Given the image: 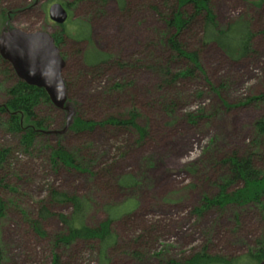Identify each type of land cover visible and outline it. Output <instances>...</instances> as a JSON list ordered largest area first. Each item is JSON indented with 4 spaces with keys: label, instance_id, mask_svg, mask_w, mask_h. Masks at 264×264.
Returning <instances> with one entry per match:
<instances>
[{
    "label": "rangeland",
    "instance_id": "obj_1",
    "mask_svg": "<svg viewBox=\"0 0 264 264\" xmlns=\"http://www.w3.org/2000/svg\"><path fill=\"white\" fill-rule=\"evenodd\" d=\"M52 3H72L65 30L76 39L90 36L96 51L112 56L101 68L87 70L83 63L87 41L62 37L60 49L65 58L63 73L70 84V101L79 104L83 117L95 120L135 108L149 133L137 144L136 137L127 133L99 130L76 136L63 132L64 146L77 148L88 159L93 156L98 160L96 168L90 170L92 174L99 172L93 178L90 174L53 170L47 152L26 155L15 139L0 129V145L12 147L10 164L0 169V198L7 200L5 215L0 219L3 264H51L53 254L61 255L53 248L54 236L63 229L56 215L69 214L71 210L69 206L48 205L50 189L87 196L91 200L92 225L106 218L107 205L118 206L128 200L138 203L129 217L112 223L119 243L108 251L109 264L183 262L203 245L209 246L210 254L228 259L245 254L255 237L264 232V222L256 210L229 206L200 216L192 210L203 196L217 192L222 171L213 169V164L233 152L244 154L251 126L264 113L261 107L237 105L246 97L264 92V36L260 34L264 8L257 11L245 0H212L220 26L241 15L252 18V29L257 33L254 54L233 63L214 45L203 47L200 57L206 77L219 94L212 93L203 79L199 85H184V93L201 87L202 97L195 94L189 102L183 99L169 114L158 105L162 101L157 102L161 92H156V74L140 65L137 68L123 64L142 60L141 51L150 54L152 62L162 56L163 49L156 46L161 18L152 7L165 10L173 4L172 0H125L124 10L116 0L103 4L90 0H0V11L14 12L9 29L52 35L62 29L48 18ZM79 21L89 28L78 25ZM185 39L189 49L196 48L195 36L187 35ZM139 44L146 48L141 49ZM0 81L4 82L0 88L1 103L5 100L4 88L13 80L0 74ZM115 83L125 84L124 90L109 95L108 89ZM222 102L235 107L227 108ZM198 113L202 115L197 124H190L187 115ZM44 116L51 119L53 131H61L59 112L46 109ZM48 140L53 145L56 136L51 135ZM126 174L139 185L131 190L115 188V178ZM40 203L53 213L40 220L44 238L31 227L32 221L39 220ZM127 206L131 207V203ZM95 246L75 244L64 253L62 264H100ZM133 251L138 255H131Z\"/></svg>",
    "mask_w": 264,
    "mask_h": 264
},
{
    "label": "trees",
    "instance_id": "obj_2",
    "mask_svg": "<svg viewBox=\"0 0 264 264\" xmlns=\"http://www.w3.org/2000/svg\"><path fill=\"white\" fill-rule=\"evenodd\" d=\"M89 1V0H88ZM99 4L106 3L108 0H90ZM120 9L126 7L125 0H116ZM251 8L259 11L264 8V0H245ZM165 10L160 6H153L152 10L161 18V27L157 33L156 46L163 49L162 56H157V62L149 60L150 54L141 51L142 60H136L123 64L125 67L140 65V68L147 71H153L158 81L156 83V92L159 93L157 102L163 107L165 113L171 114L173 108L184 100H191L195 94L198 98L203 95L201 87L197 91L182 90L184 85H199L203 81L208 85L212 93L218 95L219 92L209 83L205 70L203 68L200 52L203 47L214 45L231 62L236 63L251 57L254 54L253 40L257 33L252 29V18L241 15L220 26L214 10L212 0H172ZM63 4V3H62ZM70 9L72 3L66 4ZM128 8V7H127ZM8 12L0 11V38L3 32L8 28ZM71 18V17H70ZM78 22V21H77ZM78 25L88 24L83 21ZM65 25V24H64ZM59 33L52 34L55 44L62 55L60 45L63 42V36L73 37L66 30L65 26ZM90 32V30H89ZM264 36V28L260 32ZM187 35L195 36L197 39L196 48L189 49ZM75 38V37H73ZM85 40L88 43L83 52V63L86 69H98L108 64L112 59L111 55L101 53L95 50L91 43L90 36ZM154 42V41H153ZM153 45V44H152ZM142 46V47H141ZM141 49L146 48L139 44ZM155 48V46L153 45ZM93 53V55H91ZM65 60L64 56L62 55ZM149 60V61H148ZM151 62V63H150ZM137 68H139L137 66ZM64 72V71H63ZM62 72L67 90L69 82L65 79ZM264 72V67H263ZM0 74L13 81L4 88L5 100L0 103V129L7 135L17 141L26 155L32 156L33 153H46L47 161L53 170L65 169L76 174H90L97 178L99 172L92 174L91 169L96 168V157H85L77 148H67L64 146L62 138L63 130L66 126L67 113L64 110L56 109L50 102V99L43 89L25 84L19 80L13 72L10 65L2 58L0 54ZM0 81V88L3 85ZM125 84L115 83L108 89L109 95L119 94L124 90ZM168 92H172L169 94ZM68 96V95H67ZM68 98V97H67ZM68 103L74 108V116L69 122L66 132L73 135H91L96 131L102 130L112 134L127 133L136 137V143H141L148 136L147 125L139 121L140 113L131 108L125 114L108 115L100 120L83 117L79 112V104ZM223 106L234 108L235 106L225 104ZM240 107H261L264 108V92L246 97L244 101L237 103ZM239 108V107H238ZM54 110L61 115V131H53L50 127L51 119L44 116L45 110ZM202 113L197 115L188 114L187 121L197 124ZM56 136L53 145L48 140L49 136ZM247 150L244 154L233 152L226 157L221 158L213 164V169L218 167L222 171L219 183H216L217 192L212 196H203L200 204L192 212L196 215H202L210 210L217 212L223 211L229 206L236 208L251 207L264 222V113L253 122L251 126V135L249 137ZM10 146L0 145V169L4 165L10 164ZM262 165V168H259ZM3 179L0 180V185ZM139 185L133 176L126 174L115 178L114 186L118 189L131 190ZM3 188L6 186L2 185ZM11 191L16 192L14 188ZM131 203V207L127 204ZM48 205L57 204L70 207L69 214H58L56 217L62 225V233L56 234L53 238V248L61 251L60 254H53L51 264H62L61 259L77 243H82L89 248L96 244L100 264H109L108 251L115 248L118 242V236L113 231L112 223L129 215L137 208V202L128 200L122 205L105 207L106 218L99 223L92 225L89 223L91 212V200L87 196L70 194L68 192L50 189L48 193ZM7 200L0 198V219L4 217ZM53 216L46 205L40 203L38 219L31 222V227L41 238L46 236L40 220ZM239 217L238 215L235 216ZM209 243V239H208ZM248 251L235 258H225L221 255L210 254L209 246L203 245L198 251L192 253L183 262L170 261V264H260L264 261V232L259 233L251 242ZM137 256L138 253H130ZM3 256L0 251V264H3Z\"/></svg>",
    "mask_w": 264,
    "mask_h": 264
},
{
    "label": "water",
    "instance_id": "obj_3",
    "mask_svg": "<svg viewBox=\"0 0 264 264\" xmlns=\"http://www.w3.org/2000/svg\"><path fill=\"white\" fill-rule=\"evenodd\" d=\"M47 15L55 25H62L68 13L61 3L49 6ZM0 54L10 65L16 77L29 86L43 89L51 104L67 113L66 126L74 116V108L68 103L67 85L62 78L65 60L52 35L47 32H24L9 29L0 38ZM260 264H264L262 261Z\"/></svg>",
    "mask_w": 264,
    "mask_h": 264
},
{
    "label": "flooded vegetation",
    "instance_id": "obj_4",
    "mask_svg": "<svg viewBox=\"0 0 264 264\" xmlns=\"http://www.w3.org/2000/svg\"><path fill=\"white\" fill-rule=\"evenodd\" d=\"M53 4V3H52ZM62 4V3H61ZM64 7H65V9H66V11H67V13H68V18H67V20H69L70 19V10H69V8L66 6V3H63L62 4ZM10 14H8V19H9V21H10V19H11V14H13L14 12H9ZM67 20H66V22H67ZM65 22V23H66ZM64 23V24H65ZM64 24H62V25H59V26H63ZM56 26H58V25H56Z\"/></svg>",
    "mask_w": 264,
    "mask_h": 264
}]
</instances>
